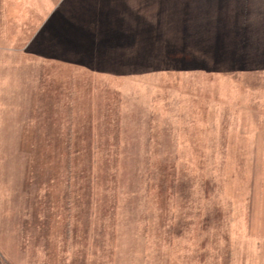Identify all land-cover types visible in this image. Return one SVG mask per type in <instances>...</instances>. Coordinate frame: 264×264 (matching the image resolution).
Listing matches in <instances>:
<instances>
[{
	"label": "rangeland",
	"instance_id": "obj_1",
	"mask_svg": "<svg viewBox=\"0 0 264 264\" xmlns=\"http://www.w3.org/2000/svg\"><path fill=\"white\" fill-rule=\"evenodd\" d=\"M0 264H264V0H0Z\"/></svg>",
	"mask_w": 264,
	"mask_h": 264
}]
</instances>
